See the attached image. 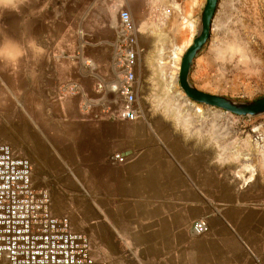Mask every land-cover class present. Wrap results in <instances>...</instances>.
Segmentation results:
<instances>
[{
    "label": "crops",
    "instance_id": "obj_1",
    "mask_svg": "<svg viewBox=\"0 0 264 264\" xmlns=\"http://www.w3.org/2000/svg\"><path fill=\"white\" fill-rule=\"evenodd\" d=\"M203 2L180 1L192 22ZM169 5L28 0L20 15L0 12V28L17 39L35 36L44 49L41 57L29 52L18 69L0 65V141L29 159L33 187L86 235L95 259L264 264V122L245 124L218 108L197 122L196 109L171 107L149 31ZM121 9L146 27L137 34L132 121L119 119L117 99L95 87L115 77ZM113 154L123 161H110ZM197 220L205 232L193 231Z\"/></svg>",
    "mask_w": 264,
    "mask_h": 264
},
{
    "label": "built area",
    "instance_id": "obj_2",
    "mask_svg": "<svg viewBox=\"0 0 264 264\" xmlns=\"http://www.w3.org/2000/svg\"><path fill=\"white\" fill-rule=\"evenodd\" d=\"M169 9L162 10L168 14ZM138 29L127 10L118 12V32L114 42V79L97 81L96 90L119 102V119L132 121L138 116L134 94ZM253 132V131H252ZM255 137H261L255 133ZM110 161L122 162L113 154ZM30 161L14 153L0 141V264H107L90 254L84 233L74 231L65 215L54 214L49 194L35 189L30 178ZM195 233L207 230L203 220L192 223Z\"/></svg>",
    "mask_w": 264,
    "mask_h": 264
},
{
    "label": "rangeland",
    "instance_id": "obj_3",
    "mask_svg": "<svg viewBox=\"0 0 264 264\" xmlns=\"http://www.w3.org/2000/svg\"><path fill=\"white\" fill-rule=\"evenodd\" d=\"M180 1L169 0V13L150 21L149 31L160 47L158 60L168 83L171 107L196 109L195 120L199 122L203 110L214 111V107L187 99L176 79L180 57L195 33L199 11L192 22V14L182 9ZM135 25L138 34L146 33L140 21ZM190 79L199 90L238 100L264 95V0H218L208 40L193 60ZM170 101L166 100L165 106L169 107ZM244 119L245 124H257L264 122V114Z\"/></svg>",
    "mask_w": 264,
    "mask_h": 264
},
{
    "label": "water",
    "instance_id": "obj_4",
    "mask_svg": "<svg viewBox=\"0 0 264 264\" xmlns=\"http://www.w3.org/2000/svg\"><path fill=\"white\" fill-rule=\"evenodd\" d=\"M218 0H204L199 11L197 27L190 44L183 51L177 68V84L185 97L203 106L218 108L241 118H251L264 114V95L252 100H238L197 89L190 80V71L194 58L206 44L211 21Z\"/></svg>",
    "mask_w": 264,
    "mask_h": 264
},
{
    "label": "clouds",
    "instance_id": "obj_5",
    "mask_svg": "<svg viewBox=\"0 0 264 264\" xmlns=\"http://www.w3.org/2000/svg\"><path fill=\"white\" fill-rule=\"evenodd\" d=\"M27 3L28 0H0V12L10 11L20 15ZM29 52L34 57H41L44 54V49L35 36L27 37L24 32H21L17 39L10 36L4 28H0V65L18 69L21 60Z\"/></svg>",
    "mask_w": 264,
    "mask_h": 264
}]
</instances>
